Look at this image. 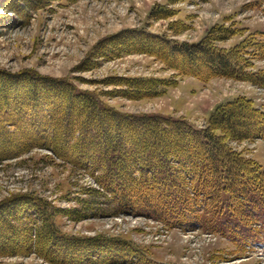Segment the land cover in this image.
Returning a JSON list of instances; mask_svg holds the SVG:
<instances>
[{"label":"trees","instance_id":"trees-1","mask_svg":"<svg viewBox=\"0 0 264 264\" xmlns=\"http://www.w3.org/2000/svg\"><path fill=\"white\" fill-rule=\"evenodd\" d=\"M6 4L24 17L27 8L37 5L35 0ZM247 6L264 7V0ZM176 14V9L157 4L149 11L156 19ZM4 20L11 23L14 18L0 13V23ZM232 24L212 25L196 42L128 28L116 33V40L100 54L111 48L116 56L145 53L182 76L203 82L235 79L264 88V70L253 71L249 61L264 59V32L221 46L239 33ZM186 26L177 20L169 23L174 33ZM105 81L118 87L113 96L129 99L160 96L175 85L172 79L153 76ZM15 82L24 89L8 95L7 84ZM256 139L264 140V111L244 96L217 105L207 124L198 127L183 116L120 111L94 90H74L68 80L0 70V155L12 158L34 148L50 149L94 177L116 200L118 212H142L169 229L218 232L239 245L264 234V168L231 146ZM100 188L89 187L88 193L102 194ZM50 208L27 195L0 202V252L5 246L31 250L35 245L41 257L54 264H155L147 251L126 239H84L55 231ZM12 215L23 219V225L11 222Z\"/></svg>","mask_w":264,"mask_h":264},{"label":"rangeland","instance_id":"rangeland-1","mask_svg":"<svg viewBox=\"0 0 264 264\" xmlns=\"http://www.w3.org/2000/svg\"><path fill=\"white\" fill-rule=\"evenodd\" d=\"M35 1L36 7L27 8L28 16L24 17V13L11 12L7 0H0V13L14 18L11 23H0V70L16 74L28 70L68 80L74 90H94L120 111L183 116L198 127L207 124L217 105L238 96L251 99L264 111V88L249 82L227 78L203 82L179 75L145 53L116 56V49L111 48L106 55L100 54L108 42L116 40V33L128 28H145L196 42L212 25L233 23L232 28L239 33L220 42L221 46H232L249 33L264 32V7L247 6L254 0ZM156 4L176 9L177 14L162 19L150 17L149 11ZM176 20L187 28L174 33L169 23ZM249 59L253 71L264 70V59ZM113 76L166 77L175 85L166 87L160 96L129 99L113 96L112 91L118 87L105 81ZM7 88L8 95L13 96L20 94L24 85L15 82L7 84ZM231 146L264 168V140L233 142ZM0 156V202L22 195L44 202L54 212L53 229L67 237L126 239L147 251L155 264H264V236L239 245L220 235L166 230L163 223L142 212H118L116 200L99 187L94 177L50 149L34 148L12 158ZM89 187L100 188L102 194L88 193ZM16 216L8 219L23 225V219L17 220ZM1 241L2 237L0 244ZM25 249L7 250L5 246L0 252V264H54L41 257L35 245Z\"/></svg>","mask_w":264,"mask_h":264},{"label":"crops","instance_id":"crops-1","mask_svg":"<svg viewBox=\"0 0 264 264\" xmlns=\"http://www.w3.org/2000/svg\"><path fill=\"white\" fill-rule=\"evenodd\" d=\"M221 78H218V80H220ZM214 80H216V79H214Z\"/></svg>","mask_w":264,"mask_h":264}]
</instances>
